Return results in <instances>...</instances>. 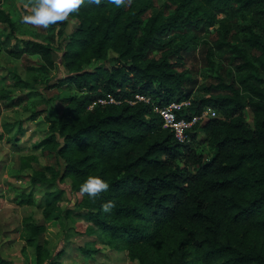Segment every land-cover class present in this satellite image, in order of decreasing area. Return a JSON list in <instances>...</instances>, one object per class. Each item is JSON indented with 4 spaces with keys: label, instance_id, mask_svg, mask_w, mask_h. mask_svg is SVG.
I'll return each mask as SVG.
<instances>
[{
    "label": "trees",
    "instance_id": "trees-1",
    "mask_svg": "<svg viewBox=\"0 0 264 264\" xmlns=\"http://www.w3.org/2000/svg\"><path fill=\"white\" fill-rule=\"evenodd\" d=\"M72 17L78 25L60 57L68 77L56 85L86 93L47 101L49 126L35 148L55 164L34 171L32 184L58 187L70 179L76 201L66 216L78 215L80 233L100 236L138 264H264V0H132L120 8L102 0ZM0 22L13 26L1 10ZM57 26L63 34L66 22ZM7 46L14 58L39 56L54 68L49 46ZM200 58L213 82L199 84L186 68ZM173 102H189L185 117L208 108L218 117L181 144L154 110ZM198 131L208 154L193 144ZM20 134L22 128L12 139ZM89 176L104 179L109 190L96 199L82 195ZM62 193H47L44 221ZM16 199L34 205L32 194ZM109 200L116 206L105 213ZM46 229L34 215L25 219L22 239L35 248V264H55L40 241ZM0 264L14 263L0 254Z\"/></svg>",
    "mask_w": 264,
    "mask_h": 264
},
{
    "label": "rangeland",
    "instance_id": "rangeland-1",
    "mask_svg": "<svg viewBox=\"0 0 264 264\" xmlns=\"http://www.w3.org/2000/svg\"><path fill=\"white\" fill-rule=\"evenodd\" d=\"M25 2L26 0H1L0 3V10L13 22V26L0 22V95L6 92L10 94L9 98L0 99V135L3 137L0 140V254L14 264H35V248L22 239L25 219L34 215L40 224L46 225V232L40 241L53 256L55 264H59L56 263L59 252H68L67 256H64L63 264H138L137 261L129 259L126 250L118 251L107 246L100 236L80 233L85 230L80 228L84 219L76 214L66 216V211L72 210L76 201L71 191L70 179L58 185L63 193L53 217L49 221L42 219L41 208L45 205L47 193L59 191L58 187L36 186L31 182L34 171H47L48 167L55 164L53 158L45 157L39 150L36 151L49 126L46 119V103L50 100L55 102L56 98L82 95L86 92H80L70 84L58 87L56 85L58 81L68 77L60 57L63 44L68 41L78 25L77 19L70 17L62 29L63 34L59 33L60 26L57 25L48 29L23 25L20 19L25 12ZM214 30H210L211 34ZM26 41L52 48L54 68L39 56L24 55L22 58H14L6 51L7 42V50H13L16 45L22 46ZM110 55L114 54L111 52ZM186 68H190L193 76L199 77V84L214 81L211 78L213 74L207 71L208 68L201 62V58L199 62L195 60L187 64ZM18 100L20 103L17 105L8 106L12 101ZM93 107L94 105L90 109ZM35 112L40 113L37 120H33ZM247 112L249 120H252V115ZM51 118L59 117L55 114ZM21 128L23 134L16 140L12 139L17 129ZM196 136L193 144H203L201 148L208 154L205 140L203 141L204 132L198 131ZM30 156H37L38 159L32 161L29 168L22 167L24 160ZM22 193L33 195L34 205L31 209L18 205L16 198ZM81 249L97 252L88 255L83 254Z\"/></svg>",
    "mask_w": 264,
    "mask_h": 264
},
{
    "label": "clouds",
    "instance_id": "clouds-1",
    "mask_svg": "<svg viewBox=\"0 0 264 264\" xmlns=\"http://www.w3.org/2000/svg\"><path fill=\"white\" fill-rule=\"evenodd\" d=\"M102 0H26L25 12L22 13L20 23L38 29H48L54 25L69 21L70 17L79 13L87 4H101ZM117 8L131 6L132 0H108ZM110 185L99 176H89L80 186L82 195L92 199L98 198L101 193L107 192ZM114 201H107L102 205V211L110 213L115 208Z\"/></svg>",
    "mask_w": 264,
    "mask_h": 264
},
{
    "label": "built area",
    "instance_id": "built-area-1",
    "mask_svg": "<svg viewBox=\"0 0 264 264\" xmlns=\"http://www.w3.org/2000/svg\"><path fill=\"white\" fill-rule=\"evenodd\" d=\"M137 101H144L146 103H151V100L143 96L137 95ZM101 103H106V101H100ZM111 103H117L114 99L110 98ZM136 102H131L135 104ZM189 105V102H173L166 107L155 106L154 110L158 113L164 122V128H168L173 131L174 137L177 142L181 144H187L191 141V133L194 128L199 124L203 123L207 119L217 117L216 111L208 108L203 110L201 113L194 115L192 117H185V114L182 112L185 110V107Z\"/></svg>",
    "mask_w": 264,
    "mask_h": 264
},
{
    "label": "crops",
    "instance_id": "crops-1",
    "mask_svg": "<svg viewBox=\"0 0 264 264\" xmlns=\"http://www.w3.org/2000/svg\"><path fill=\"white\" fill-rule=\"evenodd\" d=\"M67 253H68V252H67ZM67 253L64 252V255L62 256L63 258L61 257V258H59V259L57 260L59 264H63V262H64V261H63L64 256H65V255L67 256ZM12 262H13V261H12Z\"/></svg>",
    "mask_w": 264,
    "mask_h": 264
}]
</instances>
